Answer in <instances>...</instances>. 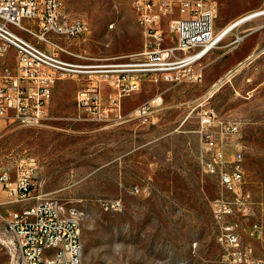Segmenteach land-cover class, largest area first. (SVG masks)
Returning a JSON list of instances; mask_svg holds the SVG:
<instances>
[{"label":"rangeland","instance_id":"obj_1","mask_svg":"<svg viewBox=\"0 0 264 264\" xmlns=\"http://www.w3.org/2000/svg\"><path fill=\"white\" fill-rule=\"evenodd\" d=\"M63 1L70 18L84 19L89 26L87 33L64 40L79 55L66 58L82 64L123 63L145 50L144 26L129 0ZM216 1V33L264 9V0ZM178 16L175 9L161 22L165 45L174 43L169 24ZM238 36L244 38L235 43ZM255 51V60L238 66ZM15 60V50L9 49L0 63L14 66ZM202 66L201 82L144 80L138 92L121 98V114L111 122L103 120L101 112L78 106L79 93L91 82L102 85L103 98L117 92L100 76L59 81L47 115L38 123L29 124L16 112L4 122L0 165L12 169L20 156L37 158L36 180L41 185L36 193L83 212L85 256L91 264H237L233 248L217 239L223 222L236 223L242 246L252 247L253 262L245 264H264V235L253 228L261 220L259 213L219 222L213 211L220 197L217 178L203 170L198 158L199 131L217 129L201 122L205 112L236 120L240 132L225 139L231 151L242 152L245 186L261 209L264 15L238 25ZM231 69L235 76L210 94L214 82ZM157 94L164 103L153 118H135V109ZM0 264H18L15 237L1 215Z\"/></svg>","mask_w":264,"mask_h":264},{"label":"built area","instance_id":"obj_2","mask_svg":"<svg viewBox=\"0 0 264 264\" xmlns=\"http://www.w3.org/2000/svg\"><path fill=\"white\" fill-rule=\"evenodd\" d=\"M129 1L138 8V21H144L145 50L128 62L96 65L66 58L79 55L64 40L87 33L89 26L84 19L70 18L63 0H0V58L9 49L16 52L14 66L0 63V137L10 112L25 116L29 124L40 122L47 115L57 83L68 77L100 76L105 86L117 90L103 98L102 85L91 82L78 96L79 108L101 112L108 122L120 116L121 98L138 92L146 79L171 83L203 80V70L196 65L224 39H218L214 29L217 1ZM175 9L179 16L169 24L174 43L165 45L161 22ZM243 38L238 36L235 43ZM163 103L162 94H157L140 104L133 115L149 121ZM202 121L220 128L202 131L198 155L203 170L217 178L216 218L222 222L227 216H251L255 203L245 186L242 152L231 151V143L225 139L240 132L239 123L215 116H204ZM38 169L39 162L31 154L20 156L12 169L0 165V215L15 237L18 264H90L77 257L83 239L77 238V230H83L82 222L67 220L66 208L58 207L57 197L36 193L41 185L36 180ZM260 215L253 228L264 234V204ZM62 235H69V244H62ZM217 239L233 248L235 263L253 262V249L242 246L236 223L223 222ZM43 246L52 248L48 259L40 258Z\"/></svg>","mask_w":264,"mask_h":264},{"label":"bare ground","instance_id":"obj_3","mask_svg":"<svg viewBox=\"0 0 264 264\" xmlns=\"http://www.w3.org/2000/svg\"><path fill=\"white\" fill-rule=\"evenodd\" d=\"M136 11H137V16H138V8H136ZM261 14H264V9L257 10V11L251 12L249 14L243 15L242 17L231 22L225 28H223L221 31H219L217 34V38L218 39L225 38L238 25H241L244 22H247L249 19H252L254 16H258ZM139 23H141V25L144 26V21H139ZM239 37L241 38L242 36H239ZM227 76H229V75H227ZM223 83H224V81H223ZM57 205H58V207L66 208L65 218H67V220H69L70 222H82L81 216L75 207H69L67 203L63 202L62 200H60L58 198H57ZM77 238H83V230H77ZM62 244H69V235H62ZM50 255H52V248L50 246H43V249L40 251V258L41 259H48L50 257ZM77 257H79L80 261H88L86 259V256H85V245H84L83 239H82V243H80V246H78V248H77Z\"/></svg>","mask_w":264,"mask_h":264},{"label":"crops","instance_id":"obj_4","mask_svg":"<svg viewBox=\"0 0 264 264\" xmlns=\"http://www.w3.org/2000/svg\"><path fill=\"white\" fill-rule=\"evenodd\" d=\"M261 15H264V14H261ZM261 15H258V16H255V17H253V19H251V20H249V21H252V20H254L255 18H257V17H259V16H261ZM249 21H247V22H249ZM229 35V34H228ZM227 35V36H228ZM226 36V37H227ZM256 52L257 51H255V52H253L252 54H250L244 61H240V63L238 64V66H240V65H242V64H244V62H246V61H248L249 63L250 62H252L253 60H255L259 55H256ZM208 56V54L202 59V60H200L199 62H198V64L196 65V68H201L202 70H203V66H202V62L204 61V59L206 58ZM237 68V67H236ZM230 73V74H229ZM235 69L234 70H230V71H228L224 76H222V77H220L216 82H214V84L212 85V87L210 88V90H209V93L210 94H214L216 91H218L225 83H227L228 81H230L234 76H235ZM227 75H229V76H227ZM222 81V82H221ZM223 81H224V83H223ZM221 85V86H220ZM214 86V87H213ZM111 89H113V88H111ZM204 116H215V117H218V118H220V119H224L223 117H220L219 115H217L216 113H214L213 111H206L205 112V114H204ZM204 116L202 117V118H204ZM202 123H203V121H201ZM210 125H213L214 127H216L217 129V131H220V128L216 125V124H210ZM200 133H202V131L200 130L199 131ZM201 136H202V134H201ZM232 145V144H231ZM236 146H238L239 147V149H241L242 148V146L240 145V144H237ZM243 156V155H242ZM243 159H244V156H243ZM44 197H47L46 195H43ZM34 202V201H33ZM258 202V201H257ZM254 203H255V205H254V207H255V209L253 208V212H252V214H251V216H253V217H256V215H257V212L259 213V215L261 214V209H256V208H259L258 206H257V203H256V201L254 200ZM261 204H264V202H261ZM261 207V206H260ZM261 216V215H260ZM259 233H261V234H263L261 231L259 232ZM264 235V234H263Z\"/></svg>","mask_w":264,"mask_h":264}]
</instances>
